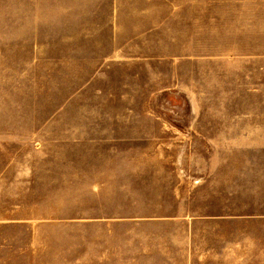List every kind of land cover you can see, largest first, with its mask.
Wrapping results in <instances>:
<instances>
[{"label":"rangeland","instance_id":"obj_1","mask_svg":"<svg viewBox=\"0 0 264 264\" xmlns=\"http://www.w3.org/2000/svg\"><path fill=\"white\" fill-rule=\"evenodd\" d=\"M200 1L0 0V264H102L104 231L106 264H264V224L231 218L191 227L190 259L150 252L182 230L153 221L199 219V171L240 158L196 130L264 109L260 69L207 67L189 40L181 56L183 26L213 21Z\"/></svg>","mask_w":264,"mask_h":264},{"label":"crops","instance_id":"obj_2","mask_svg":"<svg viewBox=\"0 0 264 264\" xmlns=\"http://www.w3.org/2000/svg\"><path fill=\"white\" fill-rule=\"evenodd\" d=\"M205 4L213 5L214 11L210 10L204 14L206 19H213L207 23L200 22V28L197 29V36L194 39L190 38V33L185 25L182 32L178 36H182V54L186 58L187 42L194 46L195 43L200 45L198 48L199 55L205 58H214L215 63L206 65L207 67L232 68V69H260L257 73H264V0H202ZM203 44L204 47L203 48ZM171 49V43L170 47ZM195 51L192 48V52ZM246 73L240 74L237 78L239 86H245V89L254 81L256 87L262 85L255 81V77L247 79ZM254 90H259L256 88ZM261 90H263L261 88ZM222 114V109H218ZM232 116L245 117L246 123H219L214 125L215 134H202L199 138L204 144L219 146L223 148H237L238 153L230 156L239 155L240 158L227 159L224 168L219 171L218 165L211 167L209 172L199 171L198 185L201 210L197 213L198 218L184 219L187 213L185 207L181 208L183 213L177 216L182 219L172 221H153L158 223L169 222L173 227L180 228L179 235L159 237V252L162 260L174 259H190L191 256V236L190 228L195 224L202 226L217 225L222 222L223 218L239 219L241 223L253 224L254 222H262L264 220H256L257 218L264 219V123L256 122L260 119L256 117L264 116V109L261 108H245L226 110ZM250 117V119H248ZM236 120V119H235ZM195 131V130H193ZM211 131V130H210ZM207 132V130H206ZM196 135H193V137ZM226 146V147H225ZM185 160V159H184ZM218 158H215L217 163ZM103 158H90V180L95 179L96 173L103 171L101 167L96 168L95 164H101ZM104 174L98 177L102 179ZM209 179V190L203 189V183ZM249 181V184L244 185V181ZM209 203L210 205H206ZM205 204V206H204ZM223 206H220V205ZM232 207V208H231ZM101 223L102 227L112 222L110 219H90ZM127 220V219H125ZM141 221V220H132ZM150 222V221H149ZM104 231L103 235L97 237L102 239V245L98 243L97 257L98 261L106 264L107 235ZM130 235V234H129ZM127 233L125 232V235ZM125 237L122 239H142L135 237ZM96 237V235H95ZM238 239H252L251 236L241 237ZM91 239V237H90ZM92 246L90 243V252ZM99 251H102L100 256ZM148 253V252H146ZM145 258L146 255H143ZM142 257H126L122 256L123 260L137 261ZM90 259L92 257L90 256Z\"/></svg>","mask_w":264,"mask_h":264}]
</instances>
